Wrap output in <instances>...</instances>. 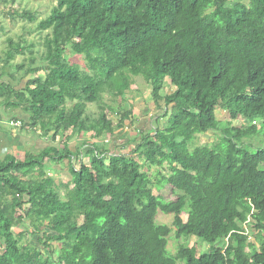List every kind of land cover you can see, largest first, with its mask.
<instances>
[{
  "label": "trees",
  "instance_id": "obj_1",
  "mask_svg": "<svg viewBox=\"0 0 264 264\" xmlns=\"http://www.w3.org/2000/svg\"><path fill=\"white\" fill-rule=\"evenodd\" d=\"M36 27L37 56L5 40L0 107L52 144L0 162V264H264V0H57ZM138 77L161 111L147 124L122 106ZM66 132L97 143L57 149ZM62 163L66 185L47 171ZM164 185L175 201L152 194Z\"/></svg>",
  "mask_w": 264,
  "mask_h": 264
},
{
  "label": "rangeland",
  "instance_id": "obj_2",
  "mask_svg": "<svg viewBox=\"0 0 264 264\" xmlns=\"http://www.w3.org/2000/svg\"><path fill=\"white\" fill-rule=\"evenodd\" d=\"M57 0H0V60L3 57V53L6 49V44L5 40L7 38H12L14 40H18L19 37H24L28 42L34 44V52L36 53V56L42 51V46H41V38L45 35V33H39L37 31V25L38 23L46 18L52 7L56 5ZM29 11L32 13L36 14V21L34 23H30L26 20H20L19 18H15V20L12 21V16L9 14H5V11L9 12H22V11ZM2 27V30H1ZM22 57L18 56L14 60V63H21L22 62ZM68 60L71 63H76L80 66L81 69H84L85 62L82 57H78L76 55L68 54ZM2 66V63L0 61V67ZM173 89L169 83L168 80H166L165 88H164V93L170 94L172 93ZM127 102L125 105L123 104L124 108L128 109L131 108L133 111L134 117L136 119L139 118L138 121H141L143 124H147L148 119H153L157 117L161 113V111H158V109L155 108L151 97H150V91L149 88L146 86L145 82L141 77H138L135 79L134 85L131 86L130 91L127 94ZM130 101V103H129ZM117 106V105H116ZM90 113H96L97 108L95 105L89 106L88 108ZM216 117L221 121L225 122L228 120V115L227 113H224L222 111H216ZM109 118L116 123L118 121L117 116H112L110 115ZM143 120V121H142ZM137 121V122H138ZM11 122V120L9 121ZM164 122V121H163ZM128 124V123H127ZM241 122L237 121L234 122V126L240 127ZM137 125V123H136ZM149 125V124H148ZM15 126H11V128H14ZM20 128V127H19ZM19 128L15 127L14 129L19 130ZM21 129V128H20ZM20 131V130H19ZM127 132L134 134L133 133V127L129 128L127 127ZM63 134L62 136H58L56 143L53 144L57 149H62L63 144H68V147L71 148L72 150L75 149L74 143H70L69 140L66 141L67 137H70V134ZM215 134H206V135H199L197 136L194 146H199V145H204V144H213L216 142V138L214 136ZM38 141V140H37ZM89 141V140H87ZM45 141H43L44 143ZM37 145H40V142H36ZM49 144V143H48ZM52 143H50L51 145ZM83 152L84 149H86L83 146ZM35 151V150H32ZM120 153H123L121 151ZM88 164V160L86 159V162ZM78 161L75 163L76 167L78 166ZM56 168V166L54 167ZM63 170L58 173V175L55 173V170L49 171L50 175L54 178V180L57 182V184L61 183L66 185L69 180L70 176H65L63 173L65 168H62ZM159 172L162 175H167L169 171V168L165 166L164 169L160 170L158 168H153L149 171V174ZM71 187V186H70ZM61 195H64V189L61 188L60 191ZM152 194L155 196H161L164 200L167 201H175L176 197L175 195L172 194L171 188L168 185H164L160 188V191H157L156 189L152 190ZM182 219L185 222L187 217L185 214H182ZM157 224L158 225H171L172 223V216H165L161 213L158 214L157 216ZM17 233V232H16ZM248 235L250 236V242L256 244V239L260 237V234H255L253 232H249ZM29 242L31 245H36L35 244V239L34 238H29ZM186 243L189 247H192L194 245L199 246V249L203 252L207 250L206 245H200L195 239H190L187 241H178L175 242V240L171 239L168 244V249L171 253H173L176 249V246L178 244H184ZM46 252V251H45ZM55 258V257H54Z\"/></svg>",
  "mask_w": 264,
  "mask_h": 264
},
{
  "label": "crops",
  "instance_id": "obj_3",
  "mask_svg": "<svg viewBox=\"0 0 264 264\" xmlns=\"http://www.w3.org/2000/svg\"><path fill=\"white\" fill-rule=\"evenodd\" d=\"M9 114H11L9 111H5L3 107H0V162L3 161L7 155H12L14 158L21 160L24 158L25 153L34 149L41 150L50 145L48 140L41 138L38 133L32 134L27 128L20 129L17 127L20 131L14 129L16 126L11 128L13 125L9 122L11 120ZM14 114L19 122H25L27 120V116L21 110H17ZM67 134H70V132L65 133L66 136H68ZM68 138L70 143H74L75 149L79 143L85 141L86 144L84 147L86 149H84V152H86L92 144L97 143L92 139V134L79 135L77 138L70 136ZM43 141L45 142L43 143ZM36 142H40V145H37ZM71 151L73 150L71 149ZM86 159L87 157H84V162H86ZM55 166L56 168H54ZM62 168L66 170L63 174L69 176L66 163L51 165L47 171L49 172L51 169L55 170V173L58 175V173L63 170Z\"/></svg>",
  "mask_w": 264,
  "mask_h": 264
},
{
  "label": "built area",
  "instance_id": "obj_4",
  "mask_svg": "<svg viewBox=\"0 0 264 264\" xmlns=\"http://www.w3.org/2000/svg\"><path fill=\"white\" fill-rule=\"evenodd\" d=\"M11 125H14L16 127H20V124L18 122H10Z\"/></svg>",
  "mask_w": 264,
  "mask_h": 264
}]
</instances>
